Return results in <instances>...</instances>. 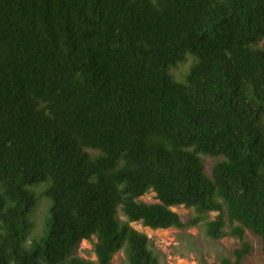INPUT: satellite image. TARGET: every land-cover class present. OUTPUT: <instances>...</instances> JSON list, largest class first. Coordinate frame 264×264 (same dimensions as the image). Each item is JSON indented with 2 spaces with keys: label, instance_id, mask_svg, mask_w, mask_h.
<instances>
[{
  "label": "trees",
  "instance_id": "16d2710c",
  "mask_svg": "<svg viewBox=\"0 0 264 264\" xmlns=\"http://www.w3.org/2000/svg\"><path fill=\"white\" fill-rule=\"evenodd\" d=\"M131 221L264 251V0H0V264H159Z\"/></svg>",
  "mask_w": 264,
  "mask_h": 264
},
{
  "label": "rangeland",
  "instance_id": "374dc122",
  "mask_svg": "<svg viewBox=\"0 0 264 264\" xmlns=\"http://www.w3.org/2000/svg\"><path fill=\"white\" fill-rule=\"evenodd\" d=\"M189 57L181 62L174 72L179 75L187 68ZM205 171L211 173V168L215 162V158L210 155H204ZM139 199L146 202H155V192L148 191L141 195ZM46 199L41 197L35 208L34 217L39 223L43 211L45 209ZM175 210L182 221L193 216V208L186 207L183 204L171 206ZM118 217L125 219V215L118 208ZM131 224L138 230L147 234L150 239L151 248L159 258V264H222L220 257L224 254H230L231 250L240 244L236 236L224 235L220 238H211L205 231L202 224L190 225L183 228L167 227L152 228L144 225L141 221H131ZM245 238L250 242L251 249L243 257L242 264H264V251L261 248L260 237L247 229ZM96 237L93 235L91 239H82L75 246V254L96 259L93 248V242ZM112 264H128L124 249H120L114 253Z\"/></svg>",
  "mask_w": 264,
  "mask_h": 264
}]
</instances>
